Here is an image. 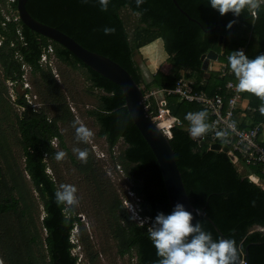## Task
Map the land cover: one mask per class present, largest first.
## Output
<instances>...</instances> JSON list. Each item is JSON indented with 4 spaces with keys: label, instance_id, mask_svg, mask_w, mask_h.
I'll list each match as a JSON object with an SVG mask.
<instances>
[{
    "label": "trees",
    "instance_id": "16d2710c",
    "mask_svg": "<svg viewBox=\"0 0 264 264\" xmlns=\"http://www.w3.org/2000/svg\"><path fill=\"white\" fill-rule=\"evenodd\" d=\"M176 2L194 20L177 8L172 0H145L139 8L136 0H109L107 11H101L96 0H88V3L81 0H27L26 9L37 20L58 28L85 48L119 63L139 85L143 81L134 51L160 38L174 75L157 71L152 81L142 86L143 92L154 87H173L176 79L182 76L180 73L184 72L187 77L196 75L194 88L212 93L216 86H223L227 79L234 78L232 75L219 77L220 71H211L208 82L200 84V74L203 73L201 55L214 50L218 61L224 62L230 69L227 58L238 46L246 45L251 49L246 36L248 31L256 38L258 46L249 58L264 53V3L256 9V16L248 9L234 16L231 12L220 15L211 8L208 0ZM122 8L137 14L142 24L132 39L120 14ZM15 13L16 0H0V109L8 112L10 102L21 110L14 112V118L7 121L12 122L16 130L13 140L22 151L24 163L20 169L8 135L0 123V214L14 213L12 222H0V257L3 264H80L78 254L72 252L79 245L87 256L88 264H93L98 255L87 254L88 242L83 237L82 227L76 242L72 240V231L80 226L81 221L74 210L66 217L64 205L57 206L54 194L58 186L47 172L46 159L53 160L57 152L52 145L53 139L69 151L59 124L74 121L66 96L51 68L39 62L43 47L49 43L54 48L55 59L72 69L84 70L90 83V93L98 90V102L87 113L98 125L97 136L104 139L109 153L117 142L122 141L125 145L117 159L124 175L134 182L130 188L134 198L130 199L127 195L123 198L106 182L103 177L105 172L94 163L87 144L75 141L79 148H87V161H77L73 155L71 160L86 180L91 179L95 185L94 204L97 202L98 213L102 212L99 215L105 218L115 240L116 254L120 257L135 256L136 264H154L158 257L148 239L146 226L129 220L131 212L123 201L131 202L140 215L151 219L158 212L169 213L171 207L156 158L134 125L124 104L121 88L57 42L30 30L20 20L14 21L12 17ZM230 22L229 28L227 25ZM105 27L115 31L105 35ZM220 36L222 40L219 42ZM23 65L29 67L32 76H38L34 92L31 89H22L21 93L17 91L18 86L22 88ZM7 80L14 82V100L8 91ZM25 93H31L34 105L28 102ZM251 104L258 107V103ZM168 105L172 115L181 121L180 125L172 127L169 140L190 203L194 208L205 206L206 216L225 238L236 241L239 255H243L249 245L247 264H264V189L261 184L249 179L252 173L264 181L262 167L252 166L254 172L243 175L227 152L208 148V132L204 135L202 146L191 139L184 116L189 111L204 109L199 104L178 101L176 96L171 95ZM50 110L53 111L52 116L49 115ZM256 113L261 117L263 115L260 111ZM255 120L258 121L259 117ZM209 121L208 113L206 122ZM1 164L5 165V171ZM26 178L29 184L24 181ZM34 194L41 201L42 215L39 205L32 200ZM39 217L44 237L38 229ZM196 217L214 240L220 239L207 217L201 214Z\"/></svg>",
    "mask_w": 264,
    "mask_h": 264
},
{
    "label": "rangeland",
    "instance_id": "374dc122",
    "mask_svg": "<svg viewBox=\"0 0 264 264\" xmlns=\"http://www.w3.org/2000/svg\"><path fill=\"white\" fill-rule=\"evenodd\" d=\"M120 14L125 23L129 38H134L136 29L142 27V24L139 23L138 15L131 12L128 8H122L120 10ZM250 43L251 50L255 53L256 49L258 48L256 38L252 37V41L250 39ZM148 50L159 56H163L166 52L163 44L161 45V42L159 41L152 42L150 45L144 47V49L140 51L141 54H144L145 52H148ZM134 59L140 69L139 64L145 60L142 59V56L139 55L137 50L136 52L134 51ZM212 62L214 63V60ZM49 67L51 68V72L53 73L57 84L60 86L66 96V101L70 111L73 114L74 120H79L93 132V136L90 138V141L87 143V145L91 151L90 153L92 154L94 163L104 170L105 174L103 177L105 178L106 182L111 185L113 189L123 198L126 197L125 195H127L130 199H132V197L134 198L130 190L134 182L124 175L122 166L116 165L118 163L117 158L120 150L125 145L122 143V141H119L115 146L114 152L112 151V153H109L108 146L106 145L104 139L97 136L98 125L96 124L95 120L87 113L88 110L95 107L98 102L96 96L98 94V90H93V94L89 92L90 83L86 80L84 70L81 68L72 69L65 63L60 62L57 58L55 59V57H52ZM148 67H152V65L149 64ZM23 68L24 73H26L27 82L31 91H36L35 82L37 81L38 76H32L27 65L23 66ZM17 91L18 93H21L22 88L18 86ZM28 99L33 102L32 105L35 104L31 93H29ZM20 111V108L13 106L9 102L8 112H4L0 109V123L2 124V129H4L8 135L17 165L20 169H22L24 166L22 151L13 140V134L16 132V130L13 129L12 122H9L14 118V112L19 113ZM49 115H53L52 110L49 111ZM59 126L60 130L64 134V141L69 151L67 152L65 149L61 148L59 145H57V141L53 139L52 145L57 149V151H65L66 156L61 161H56L55 159H46L47 172L53 177L58 188L61 184H73L77 188L79 204L74 206L73 210L75 213H77V216H79L81 224L80 226H76L73 229L71 235L72 240L76 242L80 228L82 227L83 237L88 242L87 254L93 255L98 253L93 264H136L135 256L125 255L120 257L116 254L115 240L111 237V233L108 229L105 218L99 215L102 214V212L98 213V208L96 207L97 202L94 204L96 199V195L93 193L96 190L95 185L91 179L86 180L84 174L77 169L71 160V155H73L77 161H80L76 154L72 151L74 147H78V144L75 142V131L72 127V122L70 121L66 123H60ZM111 155L113 157H111ZM1 165L3 171H5V165ZM236 165L239 172L243 175L254 172V167L251 165H246L241 161L237 162ZM24 181L26 184H29L27 178ZM258 183L263 184L264 181L259 180ZM32 200L34 203L39 205L40 215H42L43 213L41 212L42 206L40 199L38 196H36V194H34ZM123 204L127 207L129 212L131 210H135L136 206L134 204H129L126 202V200L123 201ZM13 219L14 213L12 212L0 214L1 223L12 222ZM40 220L41 217H39L37 225L42 237H44L45 231L40 226ZM72 252L74 254H78V261L81 260V262H79L80 264H88L87 256L84 251H82L80 245L75 249H72Z\"/></svg>",
    "mask_w": 264,
    "mask_h": 264
},
{
    "label": "clouds",
    "instance_id": "9594fccd",
    "mask_svg": "<svg viewBox=\"0 0 264 264\" xmlns=\"http://www.w3.org/2000/svg\"><path fill=\"white\" fill-rule=\"evenodd\" d=\"M88 3V0H81ZM145 0H136L139 8ZM101 11H107L109 0H96ZM264 0H208L211 8L217 10L220 15L231 12L238 16L242 10H256ZM231 27V22L227 25ZM115 29L105 27V35L111 34ZM228 67L236 78L234 85L237 93H250L262 101L260 112L264 114V53L249 58L243 50H235L228 56ZM207 109L189 111L184 119L188 122L187 133L191 139H203L209 131L210 125L206 122ZM75 131V140L78 143L87 144L93 136V132L79 120L72 122ZM235 129V124L229 125ZM215 135L223 139L226 131H217ZM72 151L81 162H86L88 157L87 148L74 147ZM66 152L61 150L54 154L56 161H61ZM55 202L57 206L64 205L65 216H70L74 206L79 204L77 188L73 184H61L55 191ZM197 216L201 209L196 208ZM129 220L144 223L135 210L129 216ZM193 214L186 210L182 203H176L169 213L158 212L150 226L147 228L148 239L156 250L158 259L154 264H235L238 247L233 239H213L212 234L205 231L197 221L192 223ZM76 248V247H75Z\"/></svg>",
    "mask_w": 264,
    "mask_h": 264
},
{
    "label": "water",
    "instance_id": "95a60500",
    "mask_svg": "<svg viewBox=\"0 0 264 264\" xmlns=\"http://www.w3.org/2000/svg\"><path fill=\"white\" fill-rule=\"evenodd\" d=\"M26 1L27 0H16V11L19 20L23 25L28 27L30 30L48 38L49 40L57 42L58 44L66 48L75 57H77L85 65L121 88L126 109L128 110L134 125L137 127L140 134L142 135L156 158L171 210L176 203H182L185 206L186 210L193 214L192 223H196L198 221L195 215L196 208H194L190 203L189 196L186 192L181 177V172L176 163L174 150L170 144V140L160 129L158 124L153 120L147 107L145 106L143 90L141 86L133 79L132 75L116 61L105 55L85 48L74 38L59 30L58 28L45 24L34 18L26 9ZM172 1L177 8L183 11L177 4L176 0ZM183 13L185 12L183 11ZM185 15L188 16L186 13ZM221 40L222 37L220 36L219 42ZM217 56L218 54L214 50H209L206 53L202 54L201 68L203 70H206L208 68L209 61L217 60ZM197 141L199 142L200 146L204 145L205 143L204 139H197ZM209 149L214 151L227 152L232 162H238L237 156L232 152H228L226 146L221 147L219 143H213L210 145ZM257 178L259 179L258 176ZM261 186L264 189V183L261 184ZM201 215L207 217L205 213V206L201 208ZM207 219L215 228L220 239H226L221 230L215 225V223L210 218L207 217ZM248 247L249 245L245 247L243 255H239V253L237 254L235 264H247L246 260L248 259ZM0 264H3L1 257Z\"/></svg>",
    "mask_w": 264,
    "mask_h": 264
},
{
    "label": "built area",
    "instance_id": "2783aa9c",
    "mask_svg": "<svg viewBox=\"0 0 264 264\" xmlns=\"http://www.w3.org/2000/svg\"><path fill=\"white\" fill-rule=\"evenodd\" d=\"M8 1L13 2L15 0ZM251 14L256 16V10H252ZM5 17L9 20V16L6 15ZM12 19L14 21L19 20L17 11L13 15ZM17 33L22 40L23 37L20 29L17 30ZM52 57H54V48L52 44L49 43L43 47L39 62L41 64L50 65ZM219 71V77L233 74L231 70L227 69L225 66H223ZM22 79V89H30L26 73L22 75ZM236 82L235 77L234 79L229 78L223 86H216L213 92L209 93L202 89L194 88L188 79L179 77L176 79L173 87L150 88L143 92V98L145 106L147 107L153 120L158 124L160 129L168 138H171L172 136V127L174 125L181 124V121L172 115L170 111L168 105L169 96L174 95L177 97L178 101L194 102L199 104L202 108L207 109L210 115V121L208 123L210 127L207 135L208 148L213 143H219L221 147L226 146L227 151L234 153L237 156L238 161L251 166L260 165L262 167L261 172L264 174V144L258 138L259 126H242L236 118L235 110L241 97V93H237L235 91L234 85ZM7 85L9 86L10 96L12 100H14V82L7 80ZM24 96L28 102H32L28 99L29 93H25ZM232 123L235 124L234 130L229 128V125ZM221 130L227 132L226 137L223 139L218 138L215 135L217 131ZM203 139L205 141V137H203ZM114 149L115 147L112 149L113 152ZM116 165L121 166L119 163ZM126 202L132 204L129 201ZM130 212L132 214V210ZM135 212L141 220H144L142 225L140 223L137 224L141 226L145 225L147 229L150 226L152 219L148 216L140 215L136 207Z\"/></svg>",
    "mask_w": 264,
    "mask_h": 264
},
{
    "label": "crops",
    "instance_id": "0c3cea01",
    "mask_svg": "<svg viewBox=\"0 0 264 264\" xmlns=\"http://www.w3.org/2000/svg\"><path fill=\"white\" fill-rule=\"evenodd\" d=\"M251 32L248 31L246 36L247 39L250 40V38L252 36ZM222 37V36H221ZM225 40V38H224ZM154 41H159L161 42V45L163 44L162 40L160 38L155 39ZM152 41V42H154ZM152 42L141 46L140 48L137 49V52L139 53V55L142 56V59H144V62H141L140 65V72H141V78H142V84L140 85L141 88L143 85H145V83L147 82H151L153 79L154 74H156L157 71H161L163 74L168 75V76H173L174 75V70L172 67V64L167 60L168 58V54L165 52V54L163 56H159L155 53H152L150 50H148V52H145L144 54H141L140 50H143L144 47H147L148 45H150ZM158 43V42H157ZM237 50H243L244 53L250 57L251 53H254L251 49H249L248 47H246V45H241L237 47ZM257 51V49H256ZM136 52V50H135ZM217 60H218V56H217ZM215 61L214 63L212 62L213 60L209 61L208 64V68L206 70H203V73L200 74V84H204L208 82V78L210 77V72L211 71H219L223 66L226 67L224 62L221 61ZM151 64L152 67H148V65ZM228 69V68H227ZM184 78H188L189 81L191 82L192 85H194L197 81V77L194 74H191L189 77L185 76L186 73H180ZM218 74V73H217ZM233 76V78L235 77L234 74H230L228 76ZM232 79V77L230 78ZM198 89H202V88H198ZM204 91H206L205 89H202ZM207 92V91H206ZM210 93V92H209ZM261 100L256 97L253 94L244 92L241 93V97L238 101V105L237 108L235 110V114H236V118L238 119L240 125L248 127V126H254V125H258L259 126V135L258 138L259 140L264 144V114L262 115V117L257 114L256 112L260 111V107L262 105V102H260ZM258 103V107L256 108V106L252 105L251 103ZM256 117H259V120L256 121ZM237 163V162H236ZM252 174V173H251Z\"/></svg>",
    "mask_w": 264,
    "mask_h": 264
},
{
    "label": "bare ground",
    "instance_id": "6f19581e",
    "mask_svg": "<svg viewBox=\"0 0 264 264\" xmlns=\"http://www.w3.org/2000/svg\"><path fill=\"white\" fill-rule=\"evenodd\" d=\"M250 179L252 180V181H255V182H259V179L257 178V176L255 175V174H250Z\"/></svg>",
    "mask_w": 264,
    "mask_h": 264
}]
</instances>
